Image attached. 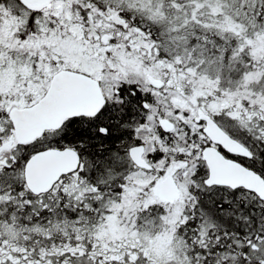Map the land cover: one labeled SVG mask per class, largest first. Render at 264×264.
Segmentation results:
<instances>
[{"label": "snow or ice", "instance_id": "snow-or-ice-1", "mask_svg": "<svg viewBox=\"0 0 264 264\" xmlns=\"http://www.w3.org/2000/svg\"><path fill=\"white\" fill-rule=\"evenodd\" d=\"M0 264H264V0H0Z\"/></svg>", "mask_w": 264, "mask_h": 264}]
</instances>
